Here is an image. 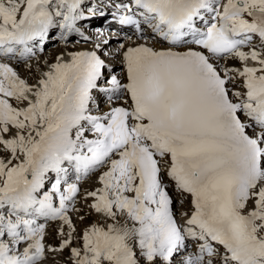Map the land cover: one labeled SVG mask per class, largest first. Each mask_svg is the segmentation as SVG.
<instances>
[{
    "label": "snow or ice",
    "instance_id": "snow-or-ice-1",
    "mask_svg": "<svg viewBox=\"0 0 264 264\" xmlns=\"http://www.w3.org/2000/svg\"><path fill=\"white\" fill-rule=\"evenodd\" d=\"M115 8L135 37L121 75L99 45L35 85L0 62V264L66 248L72 264H264V0ZM95 15L85 0H0V61L27 63L56 29L87 40ZM93 176L82 198L98 219L70 247ZM49 222L69 229L58 248Z\"/></svg>",
    "mask_w": 264,
    "mask_h": 264
},
{
    "label": "rangeland",
    "instance_id": "rangeland-1",
    "mask_svg": "<svg viewBox=\"0 0 264 264\" xmlns=\"http://www.w3.org/2000/svg\"><path fill=\"white\" fill-rule=\"evenodd\" d=\"M117 69V68H116ZM91 181V180H90ZM92 185L90 184V185H87V187H91ZM78 208V207H77ZM81 216H83V215H80V217ZM93 217H95L96 219H98V217H97V215L94 213L93 214ZM81 221V220H80ZM92 224V221L89 223V224H85L84 222H82L81 221V225H80V227L82 228V229H85L87 226H89V225H91ZM57 239L59 240V242L61 241V238H60V236L59 235H57ZM62 260H64V261H70V259H71V254H68V255H66L65 257H63V258H61ZM60 261V260H59ZM58 261V262H59ZM57 262V263H58ZM68 264V263H67Z\"/></svg>",
    "mask_w": 264,
    "mask_h": 264
},
{
    "label": "bare ground",
    "instance_id": "bare-ground-1",
    "mask_svg": "<svg viewBox=\"0 0 264 264\" xmlns=\"http://www.w3.org/2000/svg\"><path fill=\"white\" fill-rule=\"evenodd\" d=\"M111 42H112V43H116V42H117V39H115L114 41L111 40ZM117 43H118V42H117ZM119 43H121V42H119ZM64 58H65V55H64V57H63V60H64ZM113 69H114V68H113ZM23 71H24V70H23ZM44 71H45V72H48L47 69H44ZM31 72H35V74H33V75H34V78H33L32 81L30 82V85H35L36 82H33V80L36 78L37 73H36V70H31ZM40 72H41V71H40ZM40 72H38L39 75H40ZM24 73H25V76L23 77V79H25L26 81H28V80L26 79V75H27V74L31 75V73H30V72H27V70H25ZM28 77H29V76H28ZM41 77H42V75H40L38 79H40ZM91 181H93V180H91ZM93 182H94V181H93ZM84 188H88V187L85 186ZM78 209H79V208H78ZM79 211H80V209H79ZM73 238H74V237H73ZM56 263H57V262H56Z\"/></svg>",
    "mask_w": 264,
    "mask_h": 264
}]
</instances>
